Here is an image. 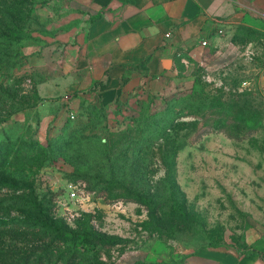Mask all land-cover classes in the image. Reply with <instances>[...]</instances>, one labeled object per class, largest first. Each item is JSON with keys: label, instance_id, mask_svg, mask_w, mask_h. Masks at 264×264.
I'll use <instances>...</instances> for the list:
<instances>
[{"label": "rangeland", "instance_id": "rangeland-1", "mask_svg": "<svg viewBox=\"0 0 264 264\" xmlns=\"http://www.w3.org/2000/svg\"><path fill=\"white\" fill-rule=\"evenodd\" d=\"M69 8L64 0H0V220L25 216L33 193L53 200L56 216L80 235L118 240L43 264H162L176 252L207 247L248 251L264 232V29L239 24L228 50L209 66L188 60L159 92L141 87L110 108L82 103L44 126L47 109L57 112L44 108L40 87L58 72L64 51L53 39L70 26L85 28L75 13L81 10ZM50 42L56 58L48 62L43 50ZM188 94L194 115L180 120L193 127L181 125L178 137L160 146L167 107ZM77 125L96 135L99 153L107 148L110 160L97 153L76 170L62 159V142ZM139 196L152 199L153 210ZM2 246L17 250L24 242L6 236Z\"/></svg>", "mask_w": 264, "mask_h": 264}, {"label": "crops", "instance_id": "crops-1", "mask_svg": "<svg viewBox=\"0 0 264 264\" xmlns=\"http://www.w3.org/2000/svg\"><path fill=\"white\" fill-rule=\"evenodd\" d=\"M64 1L81 10L75 13L83 14L85 28L70 26L53 39L64 51L58 72L40 87L47 98L44 108L53 105L57 112L47 109L44 126L55 117L62 122L67 109L82 103L110 108L141 87L159 92L180 76L188 60L209 66L228 50L239 24L264 29V0ZM50 43L43 50L47 61L56 58ZM172 260L162 264H264V232L246 252L207 247L185 256L176 252Z\"/></svg>", "mask_w": 264, "mask_h": 264}, {"label": "trees", "instance_id": "trees-1", "mask_svg": "<svg viewBox=\"0 0 264 264\" xmlns=\"http://www.w3.org/2000/svg\"><path fill=\"white\" fill-rule=\"evenodd\" d=\"M16 18L17 16L13 17V23H16ZM15 31L19 33L20 27L17 26ZM21 37L20 34L18 39H21ZM191 108V94L172 99V104L167 107L168 113L164 119V129L157 138L163 141L160 146H167L171 141H174L182 129L180 128L181 125H185L186 128L193 127V121L180 120L182 114L185 116L194 115ZM78 127V125L75 126L68 140L62 142L63 146L60 148L62 159L75 166L76 170H85L84 166H87L89 162L93 163L94 156L97 153L105 157L107 161L110 160L107 148H105L102 154L99 153L96 135H86ZM247 129L252 130L254 127L248 126ZM87 154H90V156L86 157ZM167 157V154L164 155V160ZM163 162L168 171L165 177L168 178L171 171L169 172L168 164L165 161ZM166 178L162 181H167ZM3 185H5L4 182H0V187ZM30 196L31 198L27 199L24 208L25 216L10 222L0 220V260L1 258L2 260H7L9 264H24L25 261L29 262L31 257H34L36 264H43L58 253L62 255L70 254V259H75L78 256L90 254L96 245L110 247L118 243L116 238L103 234H94L87 237L80 235L78 232L72 230L63 218L56 216L52 205L50 206L53 200L39 201L33 193ZM138 199L150 210H153L155 207L152 199L147 196H139ZM156 207L161 209L162 206L160 204ZM6 236H10L16 241L24 242V246L17 250L13 248L4 249L2 244H4Z\"/></svg>", "mask_w": 264, "mask_h": 264}, {"label": "built area", "instance_id": "built-area-1", "mask_svg": "<svg viewBox=\"0 0 264 264\" xmlns=\"http://www.w3.org/2000/svg\"><path fill=\"white\" fill-rule=\"evenodd\" d=\"M69 116H70V118H72V119H74V118H76V113L75 112H70V114H69Z\"/></svg>", "mask_w": 264, "mask_h": 264}]
</instances>
